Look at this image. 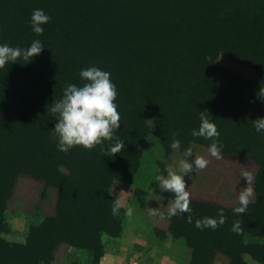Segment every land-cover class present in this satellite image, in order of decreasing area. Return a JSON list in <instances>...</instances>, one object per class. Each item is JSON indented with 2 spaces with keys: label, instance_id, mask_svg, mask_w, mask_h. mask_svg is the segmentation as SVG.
<instances>
[{
  "label": "trees",
  "instance_id": "1",
  "mask_svg": "<svg viewBox=\"0 0 264 264\" xmlns=\"http://www.w3.org/2000/svg\"><path fill=\"white\" fill-rule=\"evenodd\" d=\"M37 8L51 17L40 36L30 25ZM35 39L45 47L39 55L0 68V233L9 232L7 202L19 175L57 189L55 212L31 223L24 242L0 236V264H49L61 243L89 251L97 264L103 235L121 232V215L112 214L114 180L132 181L152 132L166 156L209 147L212 140L191 134L201 112L220 132L221 153L256 164L255 198L238 215L233 209L239 201L225 206L189 196V212L164 214L168 231L190 248L188 264H211L217 253L228 264H252L245 255L264 264V133L253 122L264 117V82L196 49L233 47L264 60V0H0V43L27 48ZM92 65L110 71L117 83L121 124L91 150L61 152L49 109L69 83L82 86L79 72ZM120 139L125 147L112 152ZM150 186L156 194L176 195L155 182ZM133 193L138 202L147 194ZM220 209L222 225L195 227L198 219H218ZM236 222L239 232L232 230Z\"/></svg>",
  "mask_w": 264,
  "mask_h": 264
},
{
  "label": "rangeland",
  "instance_id": "2",
  "mask_svg": "<svg viewBox=\"0 0 264 264\" xmlns=\"http://www.w3.org/2000/svg\"><path fill=\"white\" fill-rule=\"evenodd\" d=\"M196 49L203 58H212L247 78L264 82V60L262 59H253L243 50L233 47L214 50L196 47ZM141 147L139 168L129 183H132L134 190L138 188L159 196L162 203L160 205L153 203L152 210L160 207L154 213H149L145 209V200L138 202L137 196L133 193L128 205L125 208L120 205L119 208L122 219L120 234L117 237L103 235L104 254L108 253L113 256L111 264H188L191 255L190 248L181 238H173L168 231V226L167 229L161 228L166 227L167 222L169 225V220L164 214L171 212L176 195L170 194L165 197L156 194L150 186L152 182H155L159 188L165 189L162 179L168 176L169 167L179 172L180 161L188 157L185 153L178 151L166 156L159 143V136L155 132L145 138ZM197 156H202L208 163L202 169L194 167L185 176L186 191L191 198L232 206L239 201V195L245 187H250L252 192L249 200H254L253 178L257 166L252 160L237 154L221 153L219 157L213 156L209 147L205 145H194L193 154L189 160L192 161ZM243 171L251 173V181H246L242 176ZM43 188V181L29 175H19L7 202L6 218L24 216L25 232H27L31 223L39 222L45 216L54 214L57 189L44 188V195H42ZM110 191L117 203L118 197L112 188ZM145 197L146 195L144 199ZM129 207L133 209L131 216L127 215ZM139 230H144L146 234L147 245L144 247L132 242V234ZM250 240L258 239L246 237V241ZM245 259L252 264H260L247 255ZM101 261L104 260L100 258L97 264H101ZM49 264H93V257L85 249L61 243L54 252V260ZM216 264H223V262L218 259Z\"/></svg>",
  "mask_w": 264,
  "mask_h": 264
},
{
  "label": "clouds",
  "instance_id": "3",
  "mask_svg": "<svg viewBox=\"0 0 264 264\" xmlns=\"http://www.w3.org/2000/svg\"><path fill=\"white\" fill-rule=\"evenodd\" d=\"M51 17L45 13L42 8L32 11L30 17L31 31L40 36L44 33L43 25L47 24ZM41 40L35 39L27 48L12 47L8 43H0V68L9 62H16L18 58H24L30 61L34 56L39 55L44 49ZM30 58V59H29ZM79 77L84 83L77 85L69 83L63 91L61 99L55 101L49 109L56 115V123L53 131L54 139L57 140V148L61 152L67 153L73 147L82 146L84 149L91 150L98 141H103L105 137L111 138L117 127L121 124V109L116 99L118 95L117 83L112 78L111 72L98 66L92 65L82 68ZM260 95L264 96V91ZM200 126L198 129H192V136L203 137L206 140H212L209 145V151L213 156L219 157L223 145L219 142L220 132L214 121L208 119L201 112ZM255 131L264 133V117H259L254 121ZM172 149H177L179 141L174 140L170 145ZM125 147L122 139L112 143L110 150L117 151ZM191 148L187 149L185 156L179 163V172L168 169V176L162 179L163 187L176 194V199L171 206V214L175 215L177 211L189 212L190 198L186 191L185 176L188 175L194 167L204 168L208 161L202 156H197L190 161L192 156ZM242 176L247 182L251 181L252 176L248 171H243ZM251 188L245 187L239 195V204L233 209L238 215L246 213L250 202ZM120 205L117 202L112 208L113 216L119 215ZM133 209H127V215L131 216ZM217 218L205 217L195 222V227L203 230L204 228L215 229L225 222L223 210L217 213ZM192 222L191 217L188 218ZM233 231H240V224L236 222L233 225Z\"/></svg>",
  "mask_w": 264,
  "mask_h": 264
},
{
  "label": "crops",
  "instance_id": "4",
  "mask_svg": "<svg viewBox=\"0 0 264 264\" xmlns=\"http://www.w3.org/2000/svg\"><path fill=\"white\" fill-rule=\"evenodd\" d=\"M112 190L115 193V195L118 197V202L119 205L122 207H126L128 203L132 199V194L134 191V186L132 183L129 182H123V181H114L112 184ZM145 203V209L149 213H154L157 208H154V210L151 209L153 203H158L159 205L162 203V199L159 198V196L153 195L151 192H147L146 197L144 199ZM8 225H9V232L7 233H1L0 236L4 237L6 240L9 241H15V242H24L26 232H25V224L26 220L24 219V216H13L12 218H6ZM168 222L166 223V227H161L163 229H167ZM24 232V233H23ZM168 236H170L168 234ZM132 242H136L141 246L147 245V240H146V234L144 233V230H139L135 234H132ZM216 258L217 260L219 259L223 264H228L229 259L225 255L221 253H217L211 262V264H216ZM104 260L103 262L101 261V264H111L113 260V256L110 254H103L101 257V260Z\"/></svg>",
  "mask_w": 264,
  "mask_h": 264
}]
</instances>
